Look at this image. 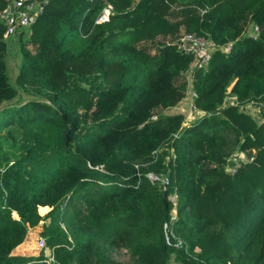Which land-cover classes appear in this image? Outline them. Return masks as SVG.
I'll return each mask as SVG.
<instances>
[{
	"label": "trees",
	"instance_id": "trees-1",
	"mask_svg": "<svg viewBox=\"0 0 264 264\" xmlns=\"http://www.w3.org/2000/svg\"><path fill=\"white\" fill-rule=\"evenodd\" d=\"M2 33L0 19V264H264V114L223 106L230 85L264 103V0H48L29 33ZM183 33L233 42L194 72L203 114L187 125L159 112L185 95ZM234 150L246 162L226 171ZM41 220L52 261L12 254Z\"/></svg>",
	"mask_w": 264,
	"mask_h": 264
},
{
	"label": "built area",
	"instance_id": "built-area-1",
	"mask_svg": "<svg viewBox=\"0 0 264 264\" xmlns=\"http://www.w3.org/2000/svg\"><path fill=\"white\" fill-rule=\"evenodd\" d=\"M47 3L48 0H8L7 4L0 12V19L3 24V39L9 44H13L17 36H19L21 33H29L30 27L35 23L37 17L43 12ZM110 10L111 5H108L107 7L103 8L101 13L97 17L96 22L101 23L107 21L109 19ZM249 28V35H251L252 37H257L259 34V27L256 24H251ZM232 44L233 42L230 41L225 44L218 45L209 38H205L191 33H183L177 38L176 45L178 50L184 54H190L192 56V61L190 62L189 68L184 72V76L187 81L185 95L183 97L185 98L184 102H186L187 110V114L184 116V125H187L193 122L196 118H198L196 116V113L200 112V110L196 108L194 103V99L196 98V92L193 88L194 72L198 69L200 70L206 68L214 52L218 50L225 53L230 52ZM228 98H230V101H227ZM227 105H239V109L243 110V107L245 105H253V107H256L263 106L264 103L251 101L244 104H238L236 96L231 92L230 85L227 88L226 96L223 102V106ZM201 112L203 114V111ZM247 113L250 114V112ZM255 118L256 120H263V117L261 118L260 116H257ZM251 159L252 156L248 158V160ZM238 165L239 164H235L233 169H229L228 171L234 172ZM146 176L151 183H159L162 189H165V187L169 183V179L167 178V176L161 174L148 172ZM169 199L172 201L174 206L171 210L170 215V221H172L176 217V195L171 194L169 196ZM163 229L165 233V240L168 244H170V237H174V234L169 222L163 223ZM37 246L39 250L46 248L44 237L39 236L37 238ZM174 246H181V241H177ZM45 257H47V262L52 261V256L50 253L45 254Z\"/></svg>",
	"mask_w": 264,
	"mask_h": 264
},
{
	"label": "rangeland",
	"instance_id": "rangeland-1",
	"mask_svg": "<svg viewBox=\"0 0 264 264\" xmlns=\"http://www.w3.org/2000/svg\"><path fill=\"white\" fill-rule=\"evenodd\" d=\"M248 32H250V28L247 26V27H245L244 33H248ZM145 43H147V42H145ZM149 45L150 46H147V47L152 48V47L155 46L154 43H152V44L149 43ZM13 48H14V51H12L13 53L8 54V56H7L8 74H9V77H10L11 80H14V78L16 77V74H17V71H18V65H19L20 60H21V54L19 53L17 47L14 45ZM16 49H17V51H16ZM29 98H30L29 95H27L26 93L20 92L18 94V96H16L13 99L12 102H20L21 100H26V99H29ZM227 101H230V98H228ZM174 107L173 108H170V109L168 108V109H164L162 111H159V110L158 111L159 112H162L163 114H175V113H177L179 111V108L177 106L175 108ZM240 111L250 112V114L252 115V117L256 120L255 117H257V116H260L261 118L263 117V114H264V105L263 106H256V107H253V105H248V106L245 105L243 107V110H240ZM182 114L184 115V113H182ZM198 119H199V117L196 118L194 121H197ZM261 121H262V119H258L257 120L258 123H260ZM163 148L164 149L163 150L161 149V150H162V152L165 153V157L166 158H168L169 156L172 155V150H171V148H169L168 145L165 146V147H163ZM229 155H231V156L229 157V159L227 160V162L225 164V170L226 171H228L229 169H233L234 165L235 164L236 165L239 164L240 161H243V162L245 161L246 162V159H245V158H247V154L246 153L243 155V154L239 153L238 151H235L234 150ZM156 184H159V183H156ZM43 223L45 224L46 223V220H44ZM39 236H42V235H39ZM32 248L35 249V251L37 253H39L40 250L38 249V246H37V239H36V242L34 243V245L32 246ZM196 249L198 250V248H196ZM44 252H45V254H48V253H50V249L45 248L44 249ZM114 256L118 260H128V255L123 250L116 251L114 253Z\"/></svg>",
	"mask_w": 264,
	"mask_h": 264
},
{
	"label": "crops",
	"instance_id": "crops-1",
	"mask_svg": "<svg viewBox=\"0 0 264 264\" xmlns=\"http://www.w3.org/2000/svg\"><path fill=\"white\" fill-rule=\"evenodd\" d=\"M135 1V0H134ZM185 98L181 99V101H179L176 105H174L175 107L177 106L179 108V111L177 113H184V115L187 114V110H186V102H184ZM173 106V107H174ZM170 107V108H173ZM174 107V108H175ZM169 108V109H170ZM176 114V113H175ZM202 114L201 110L200 112L196 113V116L199 117ZM41 207V206H39ZM39 207H38V212H39ZM47 207V206H44ZM48 210L50 209V207H47ZM47 210V211H48ZM46 211V212H47ZM45 212V213H46ZM44 213V214H45ZM40 215H44L42 213L39 212ZM14 217H16V214H14ZM44 220H41L40 223L34 227H30L26 233L25 239L22 243H20L19 245H17L13 250H12V254L15 255H22V256H36L38 255V253L35 251V249L32 248V246L34 245V243L36 242V239L39 235H41V231L43 228V223ZM47 223V220H46Z\"/></svg>",
	"mask_w": 264,
	"mask_h": 264
}]
</instances>
